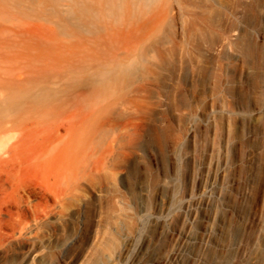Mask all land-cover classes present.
Returning <instances> with one entry per match:
<instances>
[{
	"label": "bare ground",
	"instance_id": "6f19581e",
	"mask_svg": "<svg viewBox=\"0 0 264 264\" xmlns=\"http://www.w3.org/2000/svg\"><path fill=\"white\" fill-rule=\"evenodd\" d=\"M220 1L0 0V208L39 217L139 157L156 175L161 115L170 129L186 107H231L238 49L219 70ZM189 141L166 174L187 166Z\"/></svg>",
	"mask_w": 264,
	"mask_h": 264
},
{
	"label": "rangeland",
	"instance_id": "374dc122",
	"mask_svg": "<svg viewBox=\"0 0 264 264\" xmlns=\"http://www.w3.org/2000/svg\"><path fill=\"white\" fill-rule=\"evenodd\" d=\"M220 6L219 70L232 64L231 42L238 49L231 107H186L170 129L161 115L171 167L183 165L177 145L188 129L187 166L166 174L158 151L156 175L139 157L122 180L39 217L27 205L0 208V264H25L28 250L27 264H264V0Z\"/></svg>",
	"mask_w": 264,
	"mask_h": 264
}]
</instances>
